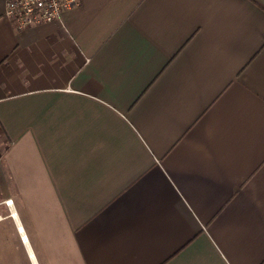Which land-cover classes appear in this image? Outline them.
<instances>
[{"label": "crops", "instance_id": "1", "mask_svg": "<svg viewBox=\"0 0 264 264\" xmlns=\"http://www.w3.org/2000/svg\"><path fill=\"white\" fill-rule=\"evenodd\" d=\"M5 2L6 257L264 264V0H81L26 28Z\"/></svg>", "mask_w": 264, "mask_h": 264}, {"label": "built area", "instance_id": "2", "mask_svg": "<svg viewBox=\"0 0 264 264\" xmlns=\"http://www.w3.org/2000/svg\"><path fill=\"white\" fill-rule=\"evenodd\" d=\"M80 4L81 0H6L5 15L18 28H26L62 20L66 12Z\"/></svg>", "mask_w": 264, "mask_h": 264}, {"label": "rangeland", "instance_id": "3", "mask_svg": "<svg viewBox=\"0 0 264 264\" xmlns=\"http://www.w3.org/2000/svg\"><path fill=\"white\" fill-rule=\"evenodd\" d=\"M5 197H6V194H3V193L0 194V200L6 201ZM5 205L0 206V216L4 215L6 211L8 210ZM12 237H13V231H12L11 226L9 225L6 226L5 223L0 225V264H14V260H13L14 256L6 257V250H5L6 243L11 244V242H13L11 240ZM15 259L16 261H18V258L16 255H15Z\"/></svg>", "mask_w": 264, "mask_h": 264}, {"label": "bare ground", "instance_id": "4", "mask_svg": "<svg viewBox=\"0 0 264 264\" xmlns=\"http://www.w3.org/2000/svg\"><path fill=\"white\" fill-rule=\"evenodd\" d=\"M8 204L11 206L13 204V200H10L8 201ZM14 215L17 217L16 213H15V210H14ZM24 238H27L25 235H24ZM27 240V239H26Z\"/></svg>", "mask_w": 264, "mask_h": 264}]
</instances>
